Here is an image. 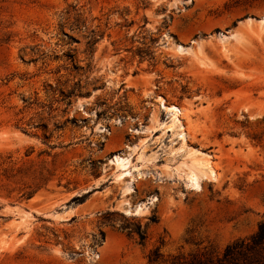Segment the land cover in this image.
Here are the masks:
<instances>
[{"label": "rangeland", "instance_id": "rangeland-1", "mask_svg": "<svg viewBox=\"0 0 264 264\" xmlns=\"http://www.w3.org/2000/svg\"><path fill=\"white\" fill-rule=\"evenodd\" d=\"M263 221L264 0H0V264H220Z\"/></svg>", "mask_w": 264, "mask_h": 264}, {"label": "trees", "instance_id": "trees-1", "mask_svg": "<svg viewBox=\"0 0 264 264\" xmlns=\"http://www.w3.org/2000/svg\"><path fill=\"white\" fill-rule=\"evenodd\" d=\"M141 241L144 234L138 230ZM157 255V254H155ZM264 264V221L259 225L257 233L248 243L242 241L227 247L220 264ZM199 264H208L199 261Z\"/></svg>", "mask_w": 264, "mask_h": 264}, {"label": "bare ground", "instance_id": "bare-ground-1", "mask_svg": "<svg viewBox=\"0 0 264 264\" xmlns=\"http://www.w3.org/2000/svg\"><path fill=\"white\" fill-rule=\"evenodd\" d=\"M160 104H161V106L166 110V111H169L170 113L172 112V113H174V115H179V114H181L182 112H181V110L179 109V108H177V107H175V106H172V107H166L165 106V104H164V102L161 100L160 101ZM171 127V126H170ZM169 127V128H170ZM119 167H121V165L119 166ZM123 167V166H122ZM201 168L203 169V168H208V170L211 172V174H212V176H214L215 175V171H214V169L212 168V166H211V164H210V162L209 161H207V162H205V163H201L200 161H195V162H193V167H192V169L190 170V174H189V179L190 180H192V182L193 181H195V182H197V181H199L198 180V173L196 172V170L197 169H200L201 170ZM122 176L123 175H121L120 177L122 178Z\"/></svg>", "mask_w": 264, "mask_h": 264}]
</instances>
